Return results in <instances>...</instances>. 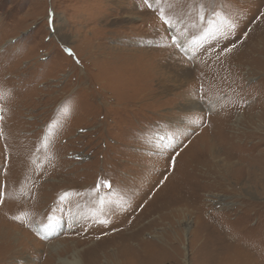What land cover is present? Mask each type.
<instances>
[{"label":"rangeland","instance_id":"rangeland-1","mask_svg":"<svg viewBox=\"0 0 264 264\" xmlns=\"http://www.w3.org/2000/svg\"><path fill=\"white\" fill-rule=\"evenodd\" d=\"M168 3L0 0V264H264V0Z\"/></svg>","mask_w":264,"mask_h":264},{"label":"snow or ice","instance_id":"snow-or-ice-1","mask_svg":"<svg viewBox=\"0 0 264 264\" xmlns=\"http://www.w3.org/2000/svg\"><path fill=\"white\" fill-rule=\"evenodd\" d=\"M144 3L149 8H152L154 5H156L158 7L160 17L162 20H164V23L165 24H171V18H165L166 14L164 12V8L160 7L161 3H163L166 7H169V8L172 7V5L168 3V0H144ZM229 24L231 27H235L234 23L229 22ZM221 35H223V33H221ZM177 46H179V45H177ZM66 51H68L69 54H72L70 49H67ZM0 95H2V93H0ZM101 183H103L107 187H111V185L107 184V182L102 181ZM101 203H103V202L101 201ZM46 227H51V225H47Z\"/></svg>","mask_w":264,"mask_h":264},{"label":"bare ground","instance_id":"bare-ground-1","mask_svg":"<svg viewBox=\"0 0 264 264\" xmlns=\"http://www.w3.org/2000/svg\"><path fill=\"white\" fill-rule=\"evenodd\" d=\"M22 200V199H21ZM3 225H5V224H2V223H0V237H4V235L6 234V231L4 230V226ZM14 231H15V229H14ZM6 236V235H5ZM29 236V235H28ZM24 239V238H23ZM29 239H30V237H29ZM28 240V239H27ZM23 241V240H22ZM21 242V241H20ZM19 242V243H20ZM0 243H2V240L0 241ZM16 243V242H15ZM27 243V242H26ZM5 244V243H4ZM13 244V243H12ZM15 246V245H14ZM21 248H22V245H21ZM20 249V248H19ZM23 249H24V247H23ZM32 249V248H31ZM22 252H25V251H22ZM9 254V253H8ZM15 257V256H14ZM65 264H82L81 263V261H80V259L78 258V257H74V259L73 260H68V259H63L62 260Z\"/></svg>","mask_w":264,"mask_h":264}]
</instances>
